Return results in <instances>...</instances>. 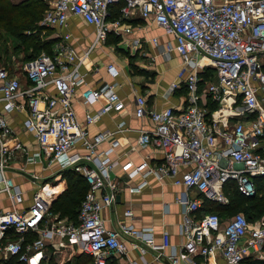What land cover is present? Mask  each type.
Here are the masks:
<instances>
[{
    "label": "built area",
    "instance_id": "built-area-1",
    "mask_svg": "<svg viewBox=\"0 0 264 264\" xmlns=\"http://www.w3.org/2000/svg\"><path fill=\"white\" fill-rule=\"evenodd\" d=\"M48 5L41 24L58 32L51 53L22 62L14 73L0 66V193L11 203L10 209H0V264H39L54 237L90 258L88 264H107L129 249L140 255L154 251L159 258L170 246L166 233L157 242L151 228L120 223L116 230L104 224L101 212L112 207L122 187L118 172L128 180L141 179L132 189L144 186L149 177L184 189L175 199L183 215L184 243L178 254L169 256L170 264L264 260V213L252 219L241 211L195 217L204 203L228 205L226 187L244 198L254 197L255 180L264 178V0H50ZM115 5L120 6L114 18ZM70 16L94 27L95 45L111 33H129L124 21L137 17L173 39L164 49L176 53L183 65L171 88L184 84L185 103L155 110L144 96L133 98V116L150 124L136 129V139L128 146V152L149 150L137 162L115 157L120 147L115 136L127 130L123 121L113 131H88L103 116L121 113L125 105L116 82L76 92L88 51L79 56L71 35L61 33ZM151 42L156 45V38ZM206 67L213 69V81L200 76ZM106 71L117 75L113 65ZM17 73L26 78V85ZM75 98L85 110L82 122ZM14 113L23 114L22 128L38 147L32 162L70 170L84 179L76 223L50 213L59 195L56 183L39 185L31 179L34 186L26 198L7 174L12 159L7 142L13 134L9 117ZM103 144L106 148L101 149ZM30 234L33 238L27 241Z\"/></svg>",
    "mask_w": 264,
    "mask_h": 264
},
{
    "label": "crops",
    "instance_id": "crops-1",
    "mask_svg": "<svg viewBox=\"0 0 264 264\" xmlns=\"http://www.w3.org/2000/svg\"><path fill=\"white\" fill-rule=\"evenodd\" d=\"M117 9L118 5L113 6L111 9V14L114 18L118 16ZM124 22L130 26L131 31L121 35L111 33L102 44L95 45L93 43L94 27L87 25L76 16L69 17L68 24L61 30V33L66 32L71 35V42L75 46L79 56H82L86 50L88 51L79 70L76 92L84 88H99L105 84L116 82V92L125 105L121 113L103 116L90 125L88 127L89 133L93 135L97 132L113 131L115 124L123 121L127 130L118 132L115 136L120 144L115 157L120 155L121 161L129 158L133 162H137L142 156L149 154V150L137 149L134 152H128V146L133 144L136 139L135 130L140 128L147 129L150 124L147 119H137L133 116V98L138 95L144 96L147 106L155 110H160L164 107H180L185 103L186 89L182 82L175 89L171 88V84L177 81V73L183 65L176 53H166L164 49L165 45L173 43L172 37L163 34L162 30L153 23L138 17ZM55 32L58 34L56 30ZM53 37L50 38L54 40L52 44L57 40L56 36ZM153 38L157 40L156 45H153L151 42ZM50 46L51 53L52 45ZM107 65H113L117 70V75L111 76L106 71ZM195 69L199 71V67ZM11 71L14 73V70ZM17 74L21 83L26 85L28 83L26 78L20 73ZM204 74L205 72L202 75L200 74V76L203 77ZM202 85L200 84L199 86L202 87ZM73 103L77 118L82 122L85 110L79 104L77 98L74 99ZM212 106L210 105V109L214 110ZM96 108L97 106H93L91 110L95 111ZM22 120L23 114L19 113L11 114L9 117L13 134L7 142L8 148L12 149V159L7 174L26 192L25 197L30 198L28 190H31L34 186L30 183L31 179L37 184L56 182L47 180L49 177L42 178L39 175L45 170V162L43 164L32 162V158H35L39 154V150L33 136L22 128ZM104 148H106V144L101 146V149ZM124 152H126V156H122ZM157 161H160V159H157ZM56 171L63 172L66 181L68 179L65 174L72 172L75 179H81L79 184H83L86 190L84 179L79 174L70 170ZM117 174L120 176L119 180L122 187L116 194L112 207L106 208L101 212V217L104 220L106 228L117 230L120 223L137 229L151 228L157 242H160L161 234L166 233L170 245L161 252L159 258H156L157 253L154 251H147L146 254L140 255L137 250L129 249L126 256L121 258L123 262L119 261L118 263L170 264L169 256L171 254H178L184 243V237L180 231L183 215L181 207L175 203L176 197L184 189L172 185L168 180L158 181L153 177L147 178L146 184L139 189H132V187H136L140 183L141 179L128 180L122 172H118ZM19 181H23V184ZM69 182L67 181V185ZM36 183L35 185H37ZM60 183L61 181L56 183L59 195L53 202L67 188L63 186V190L60 189ZM28 184L29 189L26 187ZM189 195L193 198L196 196L191 191H189ZM205 205L207 203H204L195 213V217H200L203 213L207 212ZM10 208V201L5 194L0 193V209L7 210ZM74 209L72 210L74 213L59 216L60 212L55 208L53 215L64 221L66 219L70 220L73 218L72 215H74L76 220L78 210L75 212ZM127 210L130 211L129 216L125 215V211ZM30 235L32 236V234ZM30 235L29 238L31 237ZM57 239V237H54L52 242L45 248V251L48 249L53 250L57 247V244L60 242ZM113 259L114 257L111 260ZM249 260L246 259L243 264H249ZM178 264L185 263L180 261Z\"/></svg>",
    "mask_w": 264,
    "mask_h": 264
},
{
    "label": "rangeland",
    "instance_id": "rangeland-1",
    "mask_svg": "<svg viewBox=\"0 0 264 264\" xmlns=\"http://www.w3.org/2000/svg\"><path fill=\"white\" fill-rule=\"evenodd\" d=\"M9 1L12 3H20L24 0H9ZM49 1L50 0H43V2L46 4V8H48L49 6L48 5ZM0 19H1L0 20V66H4L10 70L15 71L16 69L19 68L21 63L27 59L37 58L43 53L50 52L51 46H47V44H44V43L48 42V40H53V39H50L52 36L55 37L58 35L56 34L54 29H51L47 26L42 25L41 19H40L39 21H37V24L34 27L30 28L29 30L26 29L23 32V36L27 37L26 41L23 42L20 37H14L10 32L6 31L5 25L8 26V23L4 22V18H0ZM38 46H40L41 48ZM262 62L264 63V55L262 56ZM205 70H206L205 77L208 76L207 79L213 81L214 79L213 74H212L213 69L206 67ZM46 167L47 166L44 164L45 170H43L39 175L42 178L49 177L47 180H50V181L53 180L56 183L61 181L60 189L63 190L62 188L63 186H65L66 188L67 181L64 178V173L56 171L57 168L55 166L49 167V168L48 167L46 168ZM78 180L81 182L80 178H78ZM19 182L23 184V181H19ZM38 184L40 185L41 183H38ZM260 185L264 186V178L260 180ZM81 186L82 187H78V188L84 189V185L82 184ZM26 187H28L29 189V184ZM231 193H232L233 199L235 200L233 201L232 207L223 208L221 206H212L210 209L212 211H217L219 213H222L225 216L232 214L235 211L240 212L242 208L245 207L247 202L244 201V199L238 197V195L234 191H232ZM79 200H81V197L79 198ZM80 202L81 201H79L78 205L75 207L74 209L75 212H77V210L79 209ZM237 205L239 206L237 207ZM54 210L55 209L51 208L50 213L51 214L55 213ZM60 215L62 216L63 214L60 213L59 216ZM72 217L73 218H71L70 220L66 219L68 221L66 220L65 221L68 223L69 222L73 223V221L75 220V216L72 215ZM76 220H77V217H76ZM76 220L74 222H76ZM32 238H33L32 236L30 238L27 237V241H30ZM57 240L63 243L59 242V244H57V247H55L53 250L51 249L46 250L44 252L45 257L42 261V264H88L89 263L90 258L85 256L84 254H81L80 251H78V249H76L74 246L72 247V246H69L68 244H65L64 243L65 239H62V240L57 239ZM114 259L113 261L116 262V264H123V263H118L119 261H121V258L114 257Z\"/></svg>",
    "mask_w": 264,
    "mask_h": 264
},
{
    "label": "trees",
    "instance_id": "trees-1",
    "mask_svg": "<svg viewBox=\"0 0 264 264\" xmlns=\"http://www.w3.org/2000/svg\"><path fill=\"white\" fill-rule=\"evenodd\" d=\"M120 5H118L119 8ZM46 8V4L43 2V0H24L20 3H12L9 0H0V18H4V22L8 23V26L5 25V30L10 32L14 37H20L23 42L26 41L27 37L23 36V32L26 29H30L34 27L37 24V21L41 19V15L43 14L44 10ZM118 10V9H117ZM1 20V19H0ZM54 40H48V42H45L44 44H47V46L52 45V42ZM40 47V46H38ZM41 48V47H40ZM51 49V48H50ZM50 53V52H47ZM33 59V58H30ZM29 60V59H27ZM25 60V61H27ZM203 74V73H202ZM201 74V75H202ZM206 74V71H205ZM203 75V78L206 75ZM208 78L205 77L204 80ZM67 181H70L67 185V188L60 194L58 199L53 202L51 208L55 209L62 213L63 215H68L69 213H74L72 210L78 205L79 198L83 197V194L85 193V188H78L82 187L79 184V180L74 178V175H72V172H68L65 174ZM71 178V179H70ZM263 178H257L255 180L256 183V195L251 198H244L235 189L229 190L228 187L225 188V193L228 195L229 198V204L226 206H221L223 208L232 207L233 201H235L232 197V191H234L238 197L244 199V201L247 202L244 208H242V212L245 214V216L248 219H252L256 216H259L264 213V186L260 185V180ZM212 206H219L212 203H207L205 205V209L207 212H215L221 217H227L232 214H229L227 216L223 215L222 213H219L217 211H212L210 208ZM239 205H237L238 207ZM51 211V209H50ZM76 223V222H73ZM112 258L109 259L107 264H116ZM111 260V261H110ZM42 261H40L39 264H42ZM249 264H264V260H249Z\"/></svg>",
    "mask_w": 264,
    "mask_h": 264
}]
</instances>
